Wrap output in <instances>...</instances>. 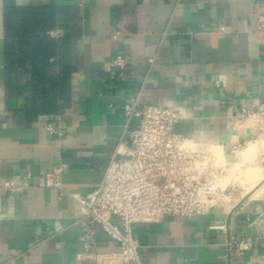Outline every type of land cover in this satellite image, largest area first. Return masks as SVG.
Segmentation results:
<instances>
[{"label":"crops","instance_id":"0c3cea01","mask_svg":"<svg viewBox=\"0 0 264 264\" xmlns=\"http://www.w3.org/2000/svg\"><path fill=\"white\" fill-rule=\"evenodd\" d=\"M255 14L264 15L260 0H0V264H97L82 255L70 195L97 188L129 146L131 98L138 108L183 109L174 133L214 147L228 165L250 145L256 153L257 132L234 122L241 106L264 103ZM115 56L125 71L108 68ZM59 165L64 192L39 187ZM9 183L27 188L10 194ZM229 184L228 205L133 225L141 264H264V190L252 198ZM228 236L249 250L227 257ZM94 237L91 252H119L99 226Z\"/></svg>","mask_w":264,"mask_h":264},{"label":"built area","instance_id":"2783aa9c","mask_svg":"<svg viewBox=\"0 0 264 264\" xmlns=\"http://www.w3.org/2000/svg\"><path fill=\"white\" fill-rule=\"evenodd\" d=\"M254 20L257 32L264 33V15L255 14ZM119 35L116 32L113 38ZM126 66L121 56L108 62V68L117 72L125 71ZM124 117L127 125L134 123L129 131V146L109 160L97 188L84 197L70 195L80 208L76 223L81 228L82 255L97 264H111L114 260L141 264L133 225L158 223L168 216L204 215L221 204H230L235 193V186L224 184L225 171L209 146L174 133V126L186 117L183 109L153 105L138 108V98H131L124 106ZM234 122L255 130L256 139L264 141V103L241 106ZM43 127L49 134L61 135L50 121ZM240 150L238 146L232 153ZM64 169L59 165L45 172L39 187L64 192L60 181ZM25 188V184L6 186L10 194H19ZM95 226L118 243V253L91 252ZM224 247L227 257L231 253L241 257L249 250L246 241L232 236L226 238Z\"/></svg>","mask_w":264,"mask_h":264},{"label":"rangeland","instance_id":"374dc122","mask_svg":"<svg viewBox=\"0 0 264 264\" xmlns=\"http://www.w3.org/2000/svg\"><path fill=\"white\" fill-rule=\"evenodd\" d=\"M256 146H257L256 153L254 152L253 147H248L249 152L244 151L245 149L241 150L236 156L239 162L235 165H228V163L222 157L221 153L215 151L214 147H210V150H212L213 153L215 152L214 154L215 157L217 158V163L220 164L225 171V175L223 179L224 184L234 183L235 185L240 186L242 188L243 193H246L247 191H249L254 187L253 185H255L258 178H260L258 179V181H264V169L261 167V162L264 161V141L262 140V138L258 139V143H256ZM248 148L246 150H248ZM253 165H259L261 167L260 171L259 169L256 170V166ZM251 166L255 168L253 169ZM246 168L249 169L250 171L247 170ZM245 169L247 171H245ZM254 171H256V174ZM252 174L254 176H252ZM255 175L257 176V178ZM258 196L259 194L253 198H257Z\"/></svg>","mask_w":264,"mask_h":264},{"label":"bare ground","instance_id":"6f19581e","mask_svg":"<svg viewBox=\"0 0 264 264\" xmlns=\"http://www.w3.org/2000/svg\"><path fill=\"white\" fill-rule=\"evenodd\" d=\"M252 145H250L249 147H251ZM248 148V147H247ZM254 148V147H253ZM252 148V149H253ZM214 151V150H213ZM245 151H248L249 152V148H248V150H245ZM215 153V152H214ZM244 153V152H243ZM246 154V153H245ZM241 161V160H240ZM245 166V165H244ZM254 166V165H253ZM252 167V166H251ZM253 168V167H252ZM255 168V167H254ZM253 168V169H254ZM247 169V168H246ZM245 169V171H247V170H249V169H247L246 170ZM261 169V168H260ZM256 170H257V167H256ZM250 171V170H249ZM252 172V171H251ZM255 172V174H256V171H254ZM253 172V173H254ZM260 174V173H259ZM248 175V174H247ZM258 175V174H257ZM250 176V175H249ZM252 176H254L253 174H252ZM256 176V175H255ZM256 178H257V176H256ZM255 178V179H256ZM258 179H260V178H258ZM258 179H257V181H256V183H255V185H253L254 187L252 188V198L253 197H255V196H257L260 192H263V190H264V183H259V181H258ZM248 192H250V191H247L246 193H248ZM252 198H250V199H252Z\"/></svg>","mask_w":264,"mask_h":264},{"label":"trees","instance_id":"16d2710c","mask_svg":"<svg viewBox=\"0 0 264 264\" xmlns=\"http://www.w3.org/2000/svg\"><path fill=\"white\" fill-rule=\"evenodd\" d=\"M61 82H62V85L66 84V82H67V73L63 74V77H61Z\"/></svg>","mask_w":264,"mask_h":264}]
</instances>
